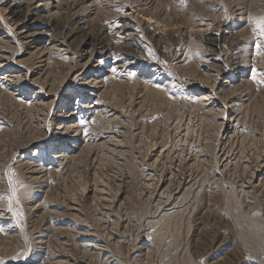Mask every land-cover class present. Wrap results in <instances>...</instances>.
Instances as JSON below:
<instances>
[{"label":"rangeland","instance_id":"rangeland-1","mask_svg":"<svg viewBox=\"0 0 264 264\" xmlns=\"http://www.w3.org/2000/svg\"><path fill=\"white\" fill-rule=\"evenodd\" d=\"M55 1L47 18L45 0H0V81L6 85L0 88V261L193 264L181 248L197 233L207 264H264V55H256L257 44L264 52L257 23L264 0H156L155 8L147 0H58L67 6L57 15ZM76 14L106 34L89 38L88 27L71 33L76 26L68 19ZM44 61L54 80L47 99L53 104L41 108L33 97L38 90L44 97L49 87L31 83L42 79ZM130 70L137 71L134 78ZM218 71H245L249 84L227 98L212 94L208 103L221 111L212 121L200 89ZM85 79L90 91L79 87ZM71 94L74 121L62 148L52 150L59 108ZM232 114L226 139L215 123L227 128L224 116ZM71 144L80 146L76 158H53ZM31 168L39 172L36 180L29 179ZM197 175L213 190L196 222L183 215L159 222L163 187L161 200L171 206L177 186ZM94 189L102 194L91 195ZM9 197L18 218L7 212ZM39 197L60 215L36 219ZM68 204L75 210L66 211Z\"/></svg>","mask_w":264,"mask_h":264},{"label":"bare ground","instance_id":"bare-ground-1","mask_svg":"<svg viewBox=\"0 0 264 264\" xmlns=\"http://www.w3.org/2000/svg\"><path fill=\"white\" fill-rule=\"evenodd\" d=\"M51 0H45V5H44V8L45 9H47V13H48V17L47 18H49L50 17V15H49V12H50V10H49V6H50V4H51V2H50ZM88 1V0H87ZM148 2H149V6L150 5H153V8H155V6H156V0H147ZM55 6H56V10H55V13H56V15L58 14V13H60L59 11H62V9H64V7L66 8V6H64V5H60L59 4V2H58V0H56L55 1ZM81 4H85V2L83 1ZM90 4V3H89ZM98 4V3H97ZM148 6V8H150ZM91 8H92V6H91ZM69 9V8H68ZM67 9V10H68ZM88 9H89V7L88 6H86V4H85V8L83 9V12H86V17L87 18H89L91 15H89V13H90V11L88 12ZM65 10V9H64ZM74 10V9H73ZM82 11V10H81ZM80 11V12H81ZM93 11H94V9H93ZM93 11H91V13L93 12ZM151 11V10H150ZM150 11H148V13L150 12ZM74 13V12H73ZM152 14V13H151ZM208 14L209 15H212L213 13L212 12H208ZM81 15L82 14H76V15H74V16H71L70 15V17H69V19L68 20H70L71 22H72V24L73 25H75L76 27L75 28H72L71 29V33H73V31L74 32H79V31H82L83 32V30H84V28L85 27H88V30L89 31H86V35L90 38L91 36H92V32H96L95 34V36H97V37H101V36H103L104 34H106L105 32H106V30L104 29V28H100V26H98L97 27V29H93V26H92V24H86V21H81ZM93 15H94V13H93ZM62 16V15H61ZM46 18V19H47ZM58 18V17H57ZM65 20V19H64ZM67 21V20H66ZM81 22L80 24H79V22ZM193 27V26H192ZM92 29V30H91ZM108 30V29H107ZM225 30V29H224ZM223 31V30H222ZM229 31V30H228ZM85 32V31H84ZM108 33V32H107ZM223 33V32H222ZM40 34V33H39ZM74 34V33H73ZM84 34V33H83ZM85 35V34H84ZM37 37V36H36ZM93 37V36H92ZM91 37V38H92ZM105 37V36H104ZM26 41V40H25ZM32 41V40H31ZM110 42V41H109ZM31 44V43H30ZM38 44V43H37ZM207 44H209L211 47H212V43H207ZM53 45V44H52ZM56 45V44H55ZM57 46V45H56ZM105 47H106V45H105ZM52 51V50H51ZM88 51H90V50H88ZM120 51H121V49H120ZM38 53V52H37ZM52 53V52H51ZM87 53H89V52H87ZM110 53V52H109ZM34 54V52H32V53H30V55L32 56ZM38 55V54H37ZM47 55V54H46ZM122 55V54H121ZM207 56H210V55H208L207 54ZM70 58V57H69ZM0 59H1V57H0ZM40 59V58H39ZM254 60H255V62L257 63V61H256V59L255 58H253V62H254ZM131 61V60H130ZM4 62V61H3ZM45 62V64H44V66H43V68L44 67H46L45 68V70H41V69H39L40 70V72H43L44 74H42V79L41 78H38L37 80H34L32 83H31V85L33 86V85H41L42 86V88H44V86H48L49 87V90L45 93V96L44 97H40V96H42L43 94H40V91L38 90V91H36V93H35V97H33V100H37L38 101V103H39V107H49V105H51V104H53L52 103V101H48L47 102V99L49 100V98H50V96L49 95H51L52 94V90H53V88H54V80H50L49 79V73L48 74H46L47 72H49L50 71V69H49V65H48V63L46 62V61H44ZM120 62V61H119ZM212 62V61H211ZM250 62V61H249ZM254 62V63H255ZM182 63V62H181ZM207 63V62H206ZM250 64V63H249ZM205 65V64H204ZM254 66V65H253ZM0 68L1 69H4L5 67L3 66V64L2 65H0ZM238 67H237V65H234V69L236 70V72H237V69ZM242 69H246V67H244V68H242ZM251 69V68H250ZM225 70V69H224ZM8 71V70H7ZM7 71H5V72H7ZM207 71V70H206ZM9 72V71H8ZM13 72V71H12ZM235 72V73H236ZM248 72V71H247ZM251 72V71H250ZM10 73V72H9ZM211 73V72H210ZM11 74V73H10ZM249 74V73H248ZM13 75V74H12ZM216 76V78H214V77H210L209 75L205 78L207 81L208 80H211V85L210 86H204L202 89H200V91H202V93H201V98H200V101L201 102H203V103H205L206 105H203L204 106V109H206V116H208V117H210L211 118V120L212 121H214V120H216V118H215V115L214 114H221V111H219V110H215V108L214 107H212V102H210V103H208L209 101H210V99L212 98V94H216V93H219V96L220 97H223V98H227V96L228 95H232V94H234V93H236V92H238V90H239V88L240 87H242V86H248V84H249V79L247 80L246 79V72L245 71H239L238 73H236V74H231V73H226V72H223V71H218L217 72V75H215ZM14 77V76H13ZM19 78V77H18ZM6 79V78H5ZM88 79V78H87ZM14 80V79H13ZM16 81V80H15ZM37 81H39V82H37ZM194 81V80H193ZM18 82V81H17ZM22 82V81H21ZM236 82H239V84H235ZM91 82L90 81H87L86 82V79L85 80H82L81 81V84H80V88H84V87H86L87 89L88 88H92L89 84H90ZM13 85H15V83H12ZM240 84H242L240 87H239V85ZM15 87H17L19 90L18 91H20L21 90V88H23L20 84H19V86H15ZM199 89V88H198ZM89 90V89H88ZM190 90V89H189ZM90 91V90H89ZM193 91H195V90H193ZM81 94L83 93V92H80ZM93 93L94 92H87L86 93V95H87V98L88 97H93L94 95H93ZM75 94V93H74ZM246 95V94H245ZM244 97V96H243ZM34 98H36V99H34ZM44 98V99H43ZM46 98V99H45ZM240 98V97H239ZM234 99V98H233ZM247 100V99H246ZM19 101H21V104H23L24 105V102H23V100L22 99H20ZM25 101V100H24ZM225 101H226V99H225ZM71 102V103H70ZM74 102H75V100L74 99H72V94L71 95H69V97H68V99H66L65 100V103H63L61 106H60V108H59V112L61 113V117L60 118H58V119H61L62 121L61 122H58V125H59V127L56 129V133H57V139L54 141V143L52 144V150H55V149H57V148H59L60 146H61V148H62V145H61V143H62V141L64 140L63 139V136H65L66 135V132L70 129V127L72 126L70 123H72L73 121H74V119H73V117L75 116L74 115V112H72V111H74L73 110V106H74ZM51 103V104H50ZM89 104V103H88ZM87 104V105H88ZM93 104V103H92ZM214 104V103H213ZM248 104V103H247ZM236 106V105H235ZM36 107V106H35ZM34 108V107H33ZM217 108V107H216ZM220 108V107H219ZM222 108V107H221ZM232 108V107H231ZM95 109V108H94ZM92 111V110H91ZM41 112V111H40ZM63 112V113H62ZM69 112V113H68ZM112 113V112H111ZM228 113V112H227ZM233 114L235 115V112H233ZM233 114L231 115V116H224V118L227 120V121H225V125L226 126H228L227 128H225V126H224V123H215V125L218 127V134L219 135H221V136H224L226 139H228V138H230L231 137V134H232V131L231 130H229L228 128H230L231 127V125H233L234 124V120H235V117H233ZM224 115V114H223ZM62 116H65V117H63L62 118ZM109 116V115H108ZM205 116V115H204ZM76 120H78V119H76ZM63 121H67V122H63ZM124 121V120H123ZM224 122V121H223ZM63 123L64 124H67L66 126H63ZM74 124V123H73ZM57 125V126H58ZM237 127V126H236ZM235 128V127H234ZM73 129V128H72ZM121 129V128H120ZM188 129V128H187ZM236 130V129H235ZM239 131V130H238ZM189 132V131H188ZM241 132V131H240ZM183 133H186V132H183ZM234 133V132H233ZM69 134V133H68ZM185 135V134H184ZM188 135V134H187ZM70 136V135H69ZM230 136V137H229ZM76 137V136H75ZM67 140H70L71 138H73V136H71V137H65ZM179 138V137H178ZM77 138H75V140H76ZM118 139V138H117ZM177 139V138H176ZM181 139V138H180ZM230 140V139H229ZM234 140V139H233ZM103 141V140H102ZM105 141V140H104ZM179 141V140H178ZM61 142V143H60ZM109 142V141H108ZM57 143V144H56ZM78 143V142H77ZM89 143V142H88ZM110 143V142H109ZM95 144V143H94ZM74 144H71L70 145V147L66 150V149H63V150H60L59 152H55L54 153V155H53V158L54 159H56V160H59V159H61V160H70V159H74V158H76V157H74L75 156V154L77 153V154H79V150H80V148H78V147H80L79 145H78V147H76L75 145L73 146ZM97 145V144H96ZM113 145V144H112ZM121 147V146H120ZM124 147V146H123ZM118 148V147H117ZM116 149V148H115ZM169 149V148H168ZM191 149V148H190ZM163 150V149H162ZM230 150V149H229ZM152 151V150H151ZM154 152V151H153ZM152 152V153H153ZM150 153V152H149ZM151 153V154H152ZM157 154V153H156ZM159 154V153H158ZM165 154V153H164ZM179 154H181V153H179ZM187 154V153H186ZM189 154V153H188ZM187 154V155H188ZM195 156V155H194ZM171 157H172V155H171ZM203 158V157H202ZM221 158V157H220ZM219 158V159H220ZM153 159H154V157H153ZM193 160V159H192ZM196 160H197V157H195V159H194V161H190L189 163H193V164H190V168H192V169H197L196 167H195V165H194V163L196 162ZM71 161V160H70ZM230 161V160H229ZM60 162V161H59ZM60 163H62V162H60ZM189 163H187V164H189ZM41 167V166H40ZM198 167V166H197ZM35 168V167H34ZM34 168L32 169L31 168V170H29L30 172H29V179H31V180H36L37 179V176H38V173H36V171L34 170ZM199 168V167H198ZM257 168V167H256ZM54 169V168H53ZM64 169H65V167H64ZM48 170V169H47ZM39 171V170H38ZM147 171V170H146ZM140 172H141V170H140ZM47 173V172H46ZM143 173V172H142ZM147 173V172H146ZM256 173V172H255ZM254 173V175H253V177L255 178V180L257 179V178H259L258 179V181H261L262 179L260 178L261 177V175L260 174H255ZM151 174V173H150ZM171 175V174H170ZM190 175V174H189ZM199 175H200V173H199ZM156 176V175H155ZM44 177V176H43ZM150 177V176H149ZM264 177V176H263ZM262 177V178H263ZM147 178V177H146ZM154 178H156V177H154ZM163 178V177H162ZM178 178V177H177ZM193 178V177H192ZM28 179V178H27ZM26 179V180H27ZM164 180V179H163ZM179 180V179H178ZM181 180V179H180ZM186 180H187V178H186ZM211 181V180H210ZM148 182V181H147ZM185 182V181H184ZM150 183V182H149ZM151 184V183H150ZM168 184V183H167ZM172 184H174V183H172ZM259 185V184H258ZM176 186V185H175ZM208 185L207 184H205V179L203 178V176H196L193 180H191V181H189V182H186L185 184L183 183V185L181 186V187H179V186H177V188L174 190V194H173V199H174V202L172 203L173 205H171V206H169V205H166V203L168 202H164V201H162L161 199H162V197H164L163 196V192L165 191L166 192V190L164 189V187H163V190H161L162 192H160L159 191V189H161V187H159V189H158V191L160 192V196H159V200H158V202L161 204V206L163 205V207H162V209H161V207L160 208H158L160 205H158V207H157V205H156V208H158V209H160L159 211H158V215L156 216V217H158V220H159V222L160 221H163V223H165V222H168L170 219H171V217L172 216H174V215H183V216H187V220H191V219H193L194 218V221H193V223L194 222H196V220H195V218H196V216L197 215H199V212H200V210H199V207L201 206V203L205 200V199H207L208 200V198H210V197H212V193H208V191H210L211 192V190H213V189H207L206 187H207ZM212 186V185H211ZM149 187H150V185H149ZM154 188V187H153ZM100 189V188H99ZM150 190V189H149ZM155 191V190H154ZM102 192H103V190H102ZM164 192V193H165ZM93 194H97V195H101L102 193L100 192V190H98V189H94L93 191H92V194L91 195H93ZM149 194V193H148ZM168 195V194H167ZM34 196L35 197H38L39 196V194L38 193H34ZM41 196V195H40ZM169 196V195H168ZM171 197H172V193H171V195H170ZM43 197V196H42ZM40 198V199H38L37 201H38V205H39V207H38V209L36 210V212H35V218L36 219H38V217L40 216V215H43L44 217H49V218H51L52 216H54V215H60V213H58V212H54L53 211V208L54 207H51V206H49V205H47L46 204V198L44 197V198ZM103 197V196H102ZM170 197V198H171ZM97 198V197H96ZM98 199V198H97ZM155 200V199H154ZM165 201H166V199H165ZM156 202V201H155ZM70 204H68L67 205V208H66V211H68V212H70V211H73V210H75V209H73V208H71L72 206H69ZM72 205V204H71ZM61 211V210H60ZM155 213V212H154ZM204 213V212H203ZM63 214V213H62ZM205 215V214H204ZM208 215H210V213L208 214ZM211 216V215H210ZM41 218H42V216H41ZM157 219V218H156ZM201 219V218H200ZM56 220V219H55ZM148 220V219H147ZM152 220H153V218H152ZM156 221V220H155ZM154 221V222H155ZM202 221V220H201ZM148 223H150V222H148ZM199 223V222H198ZM217 223V222H216ZM60 224V223H59ZM59 224H58V226H59ZM192 223H189V229L191 230L192 228H194L192 225H191ZM202 224V223H201ZM218 224V223H217ZM46 225V224H45ZM60 227H62V226H60ZM205 227V226H204ZM49 228V227H48ZM202 228V227H201ZM196 229V228H195ZM200 231V230H199ZM201 231H203L202 229H201ZM228 231H230V230H228ZM194 232H197V230L195 231L194 230ZM194 232H193V234H194ZM216 232V231H215ZM2 234H4V233H2ZM204 234V233H203ZM145 235V234H144ZM212 235V234H211ZM212 237V236H211ZM233 237V236H232ZM202 238V237H201ZM82 240H83V238H82ZM202 241H204V240H202ZM87 242V241H86ZM85 242V243H86ZM91 242V241H90ZM93 242V241H92ZM76 243V242H75ZM77 244V243H76ZM93 244V243H92ZM145 244V243H144ZM204 244V243H203ZM206 244V243H205ZM208 244V243H207ZM212 244V243H211ZM89 245V244H88ZM201 245H202V242H201V239H200V236L199 235H197V233H196V235L195 236H193L192 238H191V240L188 242V244L185 246V247H183V248H181V251H182V253H183V256H185L186 257V259H188V261L189 262H191V263H193V264H207L208 262H209V260H210V258L207 256V254H200L199 252L200 251H202V250H200L201 249ZM93 246V245H92ZM236 246V245H235ZM87 247V246H86ZM91 247V246H90ZM94 247V246H93ZM98 247V246H97ZM199 247H200V249H199ZM89 248V247H88ZM83 249V248H82ZM148 250V249H147ZM200 250V251H199ZM235 250H236V248H235ZM234 250V251H235ZM101 251V250H100ZM99 251V252H100ZM104 251V250H103ZM233 251V252H234ZM236 254L239 256V254L241 253L240 252V250L239 249H237L236 251ZM240 252V253H239ZM85 253V252H84ZM201 253H203V252H201ZM235 254V255H236ZM97 255V254H96ZM241 255V254H240ZM47 257V256H46ZM97 259V258H96ZM243 259V258H242ZM93 260V259H92ZM98 260V259H97ZM7 264V263H6ZM55 264V263H54Z\"/></svg>","mask_w":264,"mask_h":264},{"label":"snow or ice","instance_id":"snow-or-ice-1","mask_svg":"<svg viewBox=\"0 0 264 264\" xmlns=\"http://www.w3.org/2000/svg\"><path fill=\"white\" fill-rule=\"evenodd\" d=\"M117 11H121V9H117ZM228 19V16L225 15L224 16V20H227ZM249 19H252L251 17H249ZM258 26L260 28V31H261V34L264 35V17H261L258 21ZM119 42V41H117ZM149 54H151V49H149ZM256 55L260 56V55H264V52H261L260 50V45L257 44L256 45ZM222 57H217V59H221ZM153 59H157L155 57H153ZM101 63H103V60L100 61ZM159 64H164L165 62L164 61H158ZM225 68H227V66L225 65ZM112 72H115L116 69L115 68H112L110 69ZM149 70L151 71V67L149 68ZM137 75V71L136 70H130L129 71V77L130 78H134L135 76ZM168 75L170 76L171 73L169 72ZM251 78L253 79V81H256L257 80V71L255 69V67L253 66L252 69H251ZM259 83H264V81H259ZM158 88L160 87L159 84L156 85ZM6 85L0 81V88H5ZM185 98H188V99H193V101L195 102L194 98L192 97H185ZM94 122V121H93ZM79 123L83 126L85 123H87L86 120H80ZM0 127H2V125H0ZM84 132H85V135H87V128L84 129ZM9 183L11 184V179L9 180ZM15 194V193H14ZM7 212H11L13 217L14 218H18L21 213L20 212H17V211H13V205H12V197H9V202H8V206H7ZM0 231H3V229H0ZM0 264H3L2 261H0Z\"/></svg>","mask_w":264,"mask_h":264}]
</instances>
